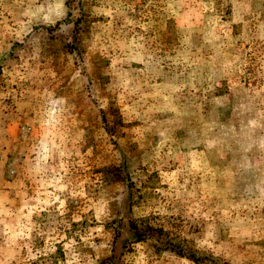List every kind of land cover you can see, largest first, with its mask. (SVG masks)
<instances>
[{
  "label": "rangeland",
  "instance_id": "1",
  "mask_svg": "<svg viewBox=\"0 0 264 264\" xmlns=\"http://www.w3.org/2000/svg\"><path fill=\"white\" fill-rule=\"evenodd\" d=\"M71 9L0 0V264H264V0Z\"/></svg>",
  "mask_w": 264,
  "mask_h": 264
},
{
  "label": "trees",
  "instance_id": "2",
  "mask_svg": "<svg viewBox=\"0 0 264 264\" xmlns=\"http://www.w3.org/2000/svg\"><path fill=\"white\" fill-rule=\"evenodd\" d=\"M73 1H75V0H66V2L68 4V13H67L68 15H67V19H68V22H73V24L75 25L76 28H74V29H75V34H76L77 29H78V27L80 25V19L77 18V17H76L77 19L73 18L72 9H71L72 2ZM74 38H73V40H74ZM119 171H121V168L119 169ZM121 222H122V220H121ZM121 226L124 227L123 224ZM125 230H126L127 236H126V238L124 237V239L122 240L121 247H124L125 246L126 239L127 240H130L131 242H140V241H143L144 239L147 238V230L144 231L138 225L134 224L133 222L131 223V221H130V223H127L126 224ZM195 258H196L195 260L197 262H202V260L200 259V257H195ZM113 260H114V257L108 258V259L102 260L99 264H114Z\"/></svg>",
  "mask_w": 264,
  "mask_h": 264
},
{
  "label": "crops",
  "instance_id": "3",
  "mask_svg": "<svg viewBox=\"0 0 264 264\" xmlns=\"http://www.w3.org/2000/svg\"><path fill=\"white\" fill-rule=\"evenodd\" d=\"M3 174H4V169L2 168V166H0V180H2L3 179ZM0 187H1V184H0ZM0 192H1V188H0ZM3 192V191H2ZM5 205H7V204H4L3 205V207L4 208H7L8 206H5ZM17 216H19V214H17ZM7 244V243H6ZM8 247V249H6V247H4V246H0V249L1 250H7V252H8V254H10V251H9V247L10 246H7ZM12 247V246H11ZM13 249V248H12ZM12 262V260H11V257H7V258H4V263H11Z\"/></svg>",
  "mask_w": 264,
  "mask_h": 264
}]
</instances>
